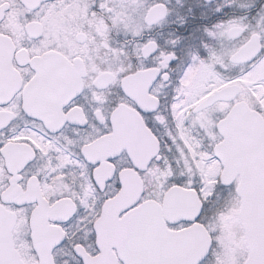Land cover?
Returning <instances> with one entry per match:
<instances>
[{
	"label": "snow or ice",
	"instance_id": "1",
	"mask_svg": "<svg viewBox=\"0 0 264 264\" xmlns=\"http://www.w3.org/2000/svg\"><path fill=\"white\" fill-rule=\"evenodd\" d=\"M0 264H264V0H0Z\"/></svg>",
	"mask_w": 264,
	"mask_h": 264
}]
</instances>
